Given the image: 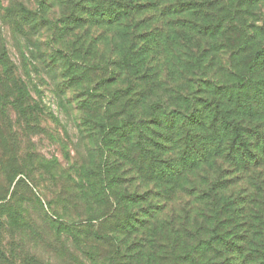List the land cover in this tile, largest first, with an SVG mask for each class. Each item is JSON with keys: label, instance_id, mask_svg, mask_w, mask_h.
Instances as JSON below:
<instances>
[{"label": "rangeland", "instance_id": "374dc122", "mask_svg": "<svg viewBox=\"0 0 264 264\" xmlns=\"http://www.w3.org/2000/svg\"><path fill=\"white\" fill-rule=\"evenodd\" d=\"M14 1L51 23L20 26L0 17V44L23 83L0 112V165H7L0 196L8 202L0 212V251L11 258L17 250L39 264H91L83 251L96 247L98 260L106 247L58 235L45 212L63 222L105 213L107 168L100 165L129 163L138 147L143 159L154 160L147 151L170 156L160 150L173 141L163 140L159 118L187 114L206 93L235 85L234 69L245 56L229 38L243 30L247 46L264 47V0H181L184 12L173 16L159 12L158 0H133L149 8L112 27L94 17L75 20L66 13L69 0ZM55 50L80 63L64 66ZM117 176L120 191L144 190L137 175Z\"/></svg>", "mask_w": 264, "mask_h": 264}, {"label": "trees", "instance_id": "16d2710c", "mask_svg": "<svg viewBox=\"0 0 264 264\" xmlns=\"http://www.w3.org/2000/svg\"><path fill=\"white\" fill-rule=\"evenodd\" d=\"M6 1L3 5L0 0L2 19L10 16L20 26L24 22L33 27L38 22L50 25L45 13L29 9L22 1ZM158 1L159 12L165 16L184 12L179 9L184 1ZM66 2L71 5L66 13L75 20L94 17L98 24L109 27L129 24L127 19L134 13L149 8H141L142 4L133 0ZM242 32L229 38L241 49L236 55L245 56L234 69L235 85H220V92L206 93L201 105L193 102L187 114L175 111L171 117L159 118L157 124L165 135L162 139L173 141L170 149L160 150L172 153L170 156L164 159L147 151L154 160L143 159L138 147L136 159L129 163L111 168L100 165L99 169L107 168L105 213L88 216L85 221L63 222L55 212H45L58 235L78 246L85 237L106 247L98 260L96 247L95 253L83 251L91 264H264V47L253 50L247 46ZM5 48L2 40L0 112L13 94H22L19 86L23 84L14 75ZM55 51L64 66L79 62L75 55ZM14 86L18 90L11 93ZM0 166L6 171L7 165ZM123 170L138 176L142 192L137 187L119 190L117 174H125ZM22 182L19 179L16 184ZM5 198L0 196V212L8 204ZM0 264L39 263L36 257L16 250L11 258L0 251Z\"/></svg>", "mask_w": 264, "mask_h": 264}]
</instances>
